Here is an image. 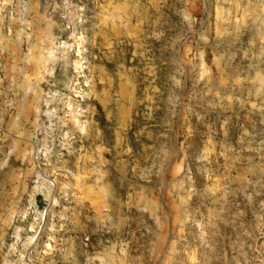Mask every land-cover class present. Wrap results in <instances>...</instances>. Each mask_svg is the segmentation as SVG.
I'll use <instances>...</instances> for the list:
<instances>
[{
	"label": "rangeland",
	"instance_id": "374dc122",
	"mask_svg": "<svg viewBox=\"0 0 264 264\" xmlns=\"http://www.w3.org/2000/svg\"><path fill=\"white\" fill-rule=\"evenodd\" d=\"M0 264H264V0H0Z\"/></svg>",
	"mask_w": 264,
	"mask_h": 264
}]
</instances>
